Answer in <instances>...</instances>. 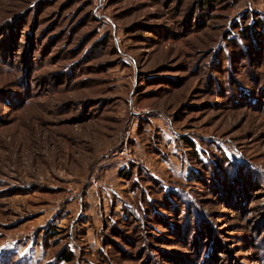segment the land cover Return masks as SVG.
<instances>
[{"label":"rangeland","instance_id":"rangeland-1","mask_svg":"<svg viewBox=\"0 0 264 264\" xmlns=\"http://www.w3.org/2000/svg\"><path fill=\"white\" fill-rule=\"evenodd\" d=\"M103 4L0 0V258L264 264V34L258 53L225 41L264 19V0ZM235 85L256 89L250 104ZM199 155L247 163L260 183L221 195ZM162 185L192 195L216 249L209 228L203 251L177 236Z\"/></svg>","mask_w":264,"mask_h":264},{"label":"trees","instance_id":"trees-1","mask_svg":"<svg viewBox=\"0 0 264 264\" xmlns=\"http://www.w3.org/2000/svg\"><path fill=\"white\" fill-rule=\"evenodd\" d=\"M207 2L210 4L211 0H207ZM234 28L238 29L239 32L238 34L234 35V36H237L236 38H234V36L226 37L225 41L229 43L228 48L233 49L234 44L236 43V40H238V38L242 40L249 39V43L253 45L252 49L253 50L256 49V53H258L259 46L260 44H262V42L257 43V39L261 34H264V19H261V20L258 19L246 27H242V25L239 26L236 23V27ZM225 50H227L226 47L225 49L224 48L222 49L224 54H225ZM227 61L229 62L228 67L230 69L233 65V62H237V60H227ZM241 85L238 86L237 88L235 85V87L232 88V90H234L235 92L231 91L232 94H229V95L230 96L240 95L241 98L243 97L245 100H247L244 103L250 104L248 100L249 98H252L255 96L254 94H256L255 93L256 89L254 88L253 90V88H247L243 86L241 87ZM183 143L192 149L196 147V145L187 137H183ZM196 158L198 159V161H200L201 167H205L207 169L208 174L203 175L202 178L207 179L210 184L212 185L214 184V186L220 189L222 191L221 195H223L225 191H228V193L226 192V194L229 195L230 193H234L236 191L238 192L240 189H244V187L246 186L248 182L247 178L248 180H250L252 177L254 178V181L250 180V185L258 184L259 182V180L257 179V176L253 174V173H256V170H253V168H251L250 165L247 163H244V162L239 163V162H234L230 160L228 161L227 159H225L226 157L223 158L222 155L215 157V159H212L211 162L210 161L206 162L205 158H202L200 155L199 157L196 156ZM242 171L244 172L243 175H242ZM199 172L200 170L190 169L187 177L192 179L193 182H195V180H198L199 178ZM122 175L125 178H127L129 176V172L126 173V171H124ZM222 183L224 186L222 185ZM262 184H264L263 177H262ZM162 186L164 188L163 190H161V194L165 198L163 209L164 208L168 209L170 211V214H173V220L176 221L177 223H180L181 225V226H177L179 224L177 225L172 224L173 227L171 228L174 230L177 236L178 237H180L181 235L188 236L189 233L195 234L196 235L195 240L193 241L194 246L197 249V251H201V250L203 251L204 248L206 247V244H204L205 242L203 241L207 239V238L203 239V237L207 235L206 231L209 228L208 235L211 237V240H212L209 244H212L211 246L212 249H216L218 247V244H217L218 239L214 238L215 237L214 233L210 235L212 222L211 224L207 223L206 225L205 223L206 219H204V216L206 215H204L203 211L201 212L202 215L199 213L201 216L198 215L197 210L195 208L196 201L194 200L192 195L186 192L182 186H177L169 190L166 189L165 185H162ZM149 202H150L148 203L149 206L152 208L154 207L153 211L154 212L157 211L155 214L156 217L158 216L162 217L161 212H160L161 207H158L159 204H155L154 200H150ZM190 208H191V213L195 214V217L199 219L197 221L198 223L195 226L191 224V220L187 216L188 215L187 213L189 212ZM181 218H182V221H181ZM133 219H136V218H133ZM176 227L178 228V230L174 229ZM61 235H62V232L57 230L56 227L52 228L47 233V236H49V238H55ZM197 237L198 239L196 240ZM208 248L210 249V245ZM211 256H213L212 253H211ZM58 257H59L58 264H61V263L72 264L75 261V255L70 250H63ZM0 264H21V258H19V256L15 252L4 253L2 254L0 258Z\"/></svg>","mask_w":264,"mask_h":264},{"label":"built area","instance_id":"built-area-1","mask_svg":"<svg viewBox=\"0 0 264 264\" xmlns=\"http://www.w3.org/2000/svg\"><path fill=\"white\" fill-rule=\"evenodd\" d=\"M104 1H105V0H101V4H102V6H104V4H103V3H104ZM164 119H165V118H164Z\"/></svg>","mask_w":264,"mask_h":264}]
</instances>
